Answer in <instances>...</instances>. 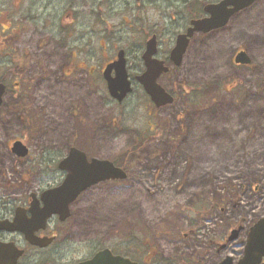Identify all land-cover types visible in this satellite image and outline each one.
Segmentation results:
<instances>
[{
    "label": "rangeland",
    "instance_id": "rangeland-1",
    "mask_svg": "<svg viewBox=\"0 0 264 264\" xmlns=\"http://www.w3.org/2000/svg\"><path fill=\"white\" fill-rule=\"evenodd\" d=\"M52 1L63 15L70 1L76 3L77 14L81 3H92ZM105 1L107 31L121 28L128 41L133 18L139 24V18L146 17L152 28L159 24L162 38L161 25L171 15L163 0L146 3L145 10H137L133 0ZM188 15L185 11L176 25L168 23L165 40L171 43L175 32L186 27ZM257 15H243L221 36L219 46L203 47L201 55L209 64L198 66L193 45L189 46L178 72L182 81L199 75L206 80L227 76L229 86L227 93L211 90L210 99L199 104L189 105L177 95L171 106L157 109L137 87L135 94L116 103L105 86L95 93V86L83 82L57 85L56 124L65 126L52 140L70 141L88 158L116 161L133 185L127 180L120 186L100 182L79 196L80 241L71 243L73 249L56 263L89 257L101 243L130 237L135 238L137 259L144 250L141 242L148 240L146 247L156 252L150 264L178 258L182 264H216L226 256H240L248 228L264 216V18ZM239 47L247 49L243 52L252 60L251 68L233 63ZM105 52L110 56L114 48L107 46ZM80 95L85 99H74ZM76 107L81 117L73 116ZM152 124L160 127L145 134ZM61 179L57 171L40 187L55 186ZM237 228L239 236L228 242Z\"/></svg>",
    "mask_w": 264,
    "mask_h": 264
},
{
    "label": "flooded vegetation",
    "instance_id": "flooded-vegetation-1",
    "mask_svg": "<svg viewBox=\"0 0 264 264\" xmlns=\"http://www.w3.org/2000/svg\"><path fill=\"white\" fill-rule=\"evenodd\" d=\"M89 1L92 3H81L80 14L74 12L76 3L70 1V9L63 15L59 14L52 0H0V85L3 87L0 102V247L7 250L9 246L11 253L21 251L16 264H50L51 260L52 264H78L90 260L102 250H108L111 256H119L139 264H150L152 256L156 254L154 249L146 247L149 245L148 240H144L141 242L144 250L137 259L135 238L130 237V243L124 239L107 245L101 243L89 257L56 263V260L64 258L73 249L71 243L80 241L76 233V225L79 224L78 206L82 198L79 196L86 190L70 204L65 220L62 221L59 215L53 214L43 226L33 230V237L41 245L30 243L23 231L18 229L24 228L25 222L32 217V210L37 209L34 207H42L41 194L59 185L64 179L66 172L59 169L58 165L70 149L76 148L85 153L80 146L70 141H61L60 138L52 140L56 130L64 132L65 126L63 122L58 126L56 124L54 101L57 85L68 84V81L74 84L83 82L89 88L95 86L93 92L98 93L99 90L101 93L103 86L106 87L104 70L117 60L121 51L132 88L129 95L135 94L137 87L157 109L171 106L177 95L178 99L184 97L189 105L199 104L200 100L210 99L211 90L227 93L229 86L227 76L206 80L203 75H199L195 80L187 79L189 82H183L178 72L189 46L193 45L198 66L201 63L209 64L211 61L201 55L204 46H219L221 36L243 15L255 12L258 13L257 17L264 18V0L253 1L231 15L223 26L207 32H195L189 37L185 52L179 64H176L171 54L176 37L186 33L192 20L208 16L204 10L207 4L221 0H163L166 9L171 10V15L168 22L164 19L161 25L162 38H159L157 31L159 24L152 28L149 20L143 17L139 18V24L135 22V18L129 24L131 31L128 41L120 34L121 28L109 32V26H104L102 6L106 1ZM133 1L137 10L141 7L145 10L146 3L153 0ZM185 11L189 14L186 27L175 32L170 43V40L164 39L168 23L173 21L176 25L183 19ZM150 40L154 43L153 58L163 62V66L167 68L166 72L159 75L157 83L172 97L171 103L160 107L155 106L138 81V77L146 69L142 54ZM107 46L114 48L110 56L105 52ZM243 50L248 52L245 47H239L233 52V58ZM251 65L252 60H249L246 66L251 68ZM114 75L115 70L112 69L110 76ZM75 97L74 99H85L82 95ZM73 116L81 117L78 107ZM159 127L158 124H152L145 134L156 133ZM113 164L119 167L117 162ZM120 168L124 170L122 166ZM57 171L62 174L59 184L41 188L42 182ZM124 172L123 179L111 180L113 185L120 186L119 182L125 180L133 185L132 178H128L127 172ZM101 190L99 187L98 192ZM8 226H15L16 229H8ZM6 254L7 252L4 253L5 258Z\"/></svg>",
    "mask_w": 264,
    "mask_h": 264
},
{
    "label": "water",
    "instance_id": "water-1",
    "mask_svg": "<svg viewBox=\"0 0 264 264\" xmlns=\"http://www.w3.org/2000/svg\"><path fill=\"white\" fill-rule=\"evenodd\" d=\"M255 0H221L217 3H210L204 7L207 17L191 21V26L187 28L186 33L176 37L175 46L171 51L176 64H179L186 46L195 32H207L209 30L223 26L231 15L247 7ZM153 42H148L142 60L145 65V71L138 77V81L143 86L145 92L151 98L156 107L171 103L172 97L159 85L156 80L159 75L167 71L163 62L153 58ZM123 52H119L117 60L106 66L104 77L109 95L117 102L123 99L131 92L130 81L127 78L125 70V59ZM235 63L248 64L249 59L245 52L240 51L234 58ZM115 70L114 77L110 76L111 70ZM3 87L0 85V102ZM58 168L64 170L65 176L61 184L47 189L41 194L42 207H34L32 217L25 222L24 228H18L23 231L25 238L32 244L41 245L37 238L32 235L33 230L43 226L46 219L52 214L59 215L60 220H65L68 216L69 205L82 192L91 186L107 181L109 179H123L125 172L116 167L111 161L105 159L91 158L76 148H71L68 155L59 163ZM8 229H16L15 226H8ZM241 228L230 232L227 238L228 242L233 241L239 236ZM6 258L4 253H6ZM21 251L11 253L10 247L7 250L0 247V264H16ZM4 257V258H3ZM264 258V216L260 217L252 226L249 227L244 242L241 257L234 262L230 256L224 257L217 264H264L261 263ZM78 264H138L119 256H111L108 250L97 252L90 260Z\"/></svg>",
    "mask_w": 264,
    "mask_h": 264
},
{
    "label": "trees",
    "instance_id": "trees-1",
    "mask_svg": "<svg viewBox=\"0 0 264 264\" xmlns=\"http://www.w3.org/2000/svg\"><path fill=\"white\" fill-rule=\"evenodd\" d=\"M113 162H116V161H113ZM161 260H165V259H161ZM169 260H176V261H172V262H169V263H167V264H171V263H176V264H182L183 262H184V260L183 259H181V258H178V259H169Z\"/></svg>",
    "mask_w": 264,
    "mask_h": 264
}]
</instances>
